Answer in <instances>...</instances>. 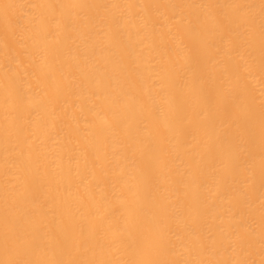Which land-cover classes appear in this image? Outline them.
Listing matches in <instances>:
<instances>
[{"label": "bare ground", "instance_id": "6f19581e", "mask_svg": "<svg viewBox=\"0 0 264 264\" xmlns=\"http://www.w3.org/2000/svg\"><path fill=\"white\" fill-rule=\"evenodd\" d=\"M0 264H264V0H0Z\"/></svg>", "mask_w": 264, "mask_h": 264}]
</instances>
